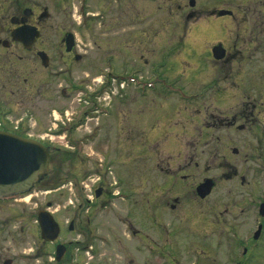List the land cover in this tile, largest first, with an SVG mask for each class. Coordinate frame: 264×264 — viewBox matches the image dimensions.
Listing matches in <instances>:
<instances>
[{
  "label": "rangeland",
  "instance_id": "374dc122",
  "mask_svg": "<svg viewBox=\"0 0 264 264\" xmlns=\"http://www.w3.org/2000/svg\"><path fill=\"white\" fill-rule=\"evenodd\" d=\"M188 2L189 0H0V15L15 12L16 6L21 4H34L39 13L46 11L49 16L40 20L41 41L55 42L66 32H71L75 35L77 52L92 63L91 68L87 70L75 68L76 81L70 82L71 87L67 88V94L61 93V88L67 85L63 76L53 78L54 91L44 90L38 102V112L35 108V116L27 123V134L37 139L38 135H45L43 130L39 129L51 126V123L46 121V111H51L57 117L59 115L66 123L68 119H75L78 115L81 116L82 111H87L86 115L83 114V126L74 134L77 139L75 153L69 157L64 153L55 156L50 173L43 177L44 180L42 178L40 183L33 185L32 190L22 198L10 197L0 200V264L6 259H11V264L47 263L46 254L37 257L35 253L41 245L36 214L39 209H44L48 202L52 204L49 211L53 212L55 220L64 225L62 240H78V244H81L88 237L92 238V250L81 252L80 245L78 248L73 247L70 251V261L89 264L231 262L228 254L233 246L231 235L221 231V222L210 217L212 214L208 207L215 204V211L221 212V218L228 217L223 213L224 194L226 184L229 183L225 180V166L228 163L243 166V175L249 185L247 196L251 212L247 214V209L240 211L241 203L237 197L236 204L231 206L229 211L232 221L234 218V221L230 222L232 225L236 223L239 219H236V216L240 215L242 221L237 230L246 229L249 233V221L253 228L256 227L259 201L264 195V178L259 177L255 171L254 159L249 155L247 158L243 157L250 151L249 144L245 151L241 150V154L234 155L230 152L236 146V135L245 136L244 140L247 141L246 130L243 133L237 131L236 134V130L227 131L224 127L204 126L202 129L204 120H208V123H211V120L199 114L195 119L201 124L198 128L202 129V136L189 141L191 143L187 150H192L191 144H194L193 147L196 145L197 156L190 166L191 169L184 170L193 174L183 182L187 184V188H191L192 184L202 178H214L217 180V186L212 197L202 202L193 201L194 199L183 200L180 209L171 213L161 206L159 201L154 203L156 199L150 201L147 196L160 195V181L169 178L154 169L148 170L154 168L155 162L158 161L152 156V151H161L162 137L167 138L165 135L175 134L177 123L192 122L191 116L182 111L186 104L184 101L190 103L192 100L191 91L196 89L198 93H203L213 86L209 81L210 76L202 74L203 61L208 55L207 47L210 48L211 42L223 40L220 29L223 22L210 25L214 22L213 18L201 19L213 8L230 9L238 16L242 5L246 4V0H194V7H190ZM190 11L196 12V18L202 17L184 28L182 24H186L185 17ZM42 42L41 45H46ZM48 49L51 56L56 54L54 48ZM16 64L19 65L17 62ZM212 71L217 77L218 71L211 69V73ZM108 73L116 75L117 78H108ZM99 81L103 84H99ZM72 84L76 88H73ZM141 91L147 94L168 92L175 95L150 94L142 97L139 95ZM181 92L189 95L182 97L179 95ZM48 96L51 97L50 100L46 99ZM6 100L8 103L0 109V116L4 122H8L5 127L13 132L16 125L13 121L16 122L21 116L30 117L32 112L17 104L14 97L8 96ZM115 108L119 110V126L112 122L116 118ZM64 112L67 113L66 116ZM10 121L13 123L9 124ZM99 122L102 130L98 134ZM192 127L189 125L184 130L185 134L195 135L192 133ZM128 128L135 131V180L132 183V197L122 191V187H127V181L124 185H119L118 180L129 178ZM69 136L64 133L62 137L54 138L52 143L46 141L45 144L67 149L65 146ZM186 139L184 137L185 141ZM100 141L101 148L98 146ZM212 145L215 151H211ZM102 147L104 151L100 154ZM169 147H173V144ZM107 154L115 159L113 165L107 168L111 172L105 176L111 182L117 181L116 190L120 192L103 209L98 202H93L89 203L86 210L82 207L86 203L85 194L87 192L90 199L94 198V194L85 190L82 182H89L93 191V181L99 175L98 170L107 171ZM222 156L227 158L223 160ZM149 157L153 159L150 160ZM69 179L73 185L72 190L66 185L69 184ZM58 186L60 189L51 192L42 190ZM177 186L182 187L180 181ZM175 188L172 190H176ZM149 201L154 203L150 209L147 206ZM166 213L169 230H172V226L176 229L175 233L169 235L163 232L164 223L160 216ZM72 217L78 222L80 220L82 226L86 225L88 234L77 236L67 233L66 222ZM87 218L90 221L86 224ZM175 219L178 222L172 225ZM209 222L216 224V229H213ZM129 223L138 232L135 236L129 230ZM227 229L229 231V227ZM144 236L146 240L143 239ZM210 246L214 256L208 250ZM166 250L170 253L168 257H164V262L159 255L163 256ZM208 254L211 255L210 258H207ZM253 264L260 263L255 260Z\"/></svg>",
  "mask_w": 264,
  "mask_h": 264
},
{
  "label": "flooded vegetation",
  "instance_id": "af4514ba",
  "mask_svg": "<svg viewBox=\"0 0 264 264\" xmlns=\"http://www.w3.org/2000/svg\"><path fill=\"white\" fill-rule=\"evenodd\" d=\"M26 9L29 11L27 14H25L24 11ZM240 10L241 13L237 16L235 15L236 13L230 9L213 8L209 13L207 12L204 15V18L201 19L213 18L214 22H210V25H216L219 21L223 22L222 27L220 28L221 34L223 33V40H213L214 42H211L212 44L210 45V48L207 47L208 55L203 61L204 66L202 68V74L210 76L209 81L213 86L208 87L203 93H198L196 89L191 91L192 100H190V103L184 101L187 105H184L182 111L184 114L191 116L192 122L187 124L182 122L177 123L175 134L165 135L167 138H164L162 135L163 140L161 151H152L151 153L152 156H155L154 158L158 159V161L155 162V166H153L154 168H149L148 170L152 171L154 169L155 171L165 174V176L169 178L160 181V186L162 187L160 195L156 194L154 196L150 194L147 196L150 197V201L151 199H156L154 203H158L159 201V204L171 213L180 209L179 207H181L183 200L192 201L194 199L193 201L198 200V202H202L209 199L212 197L217 186V180L210 177L213 181V186L205 197L200 198L195 189L207 177L192 184L191 188H187V184L183 182L193 174L189 170L191 169L190 166L193 164V160L197 156L196 145L194 148V144H191L192 150H187L191 143L189 141L190 139L193 141L195 138H200L204 126H206V128L209 126L215 128L224 127L227 131L236 130V134L237 131L238 133H243L246 130L248 132L247 141L244 140L245 136L236 135V146L232 148L230 152L234 155L241 154V150L245 151L249 144L251 147L250 151L247 154L245 153L243 157L246 156L247 158L248 155L252 157L256 164L255 171L259 177L264 178V0H246V4L242 5ZM14 11L15 12H11L10 14L1 13L0 15V109L4 108V105L8 103L6 97L9 96L10 98L14 97L15 101L17 100V104L24 106L22 108L26 109V111L32 112L30 117L21 116L16 122L13 121L14 124H16L13 133L23 137H29L30 135L29 133L27 134L26 130V128L29 127L27 123H29L30 118L35 116V108H37L38 112V102L40 101V97L43 96L44 90L54 91L55 86H53V78H58L61 75L63 76V80L65 82L67 81V85L61 88V93L67 94V88L71 87L70 82L76 81L75 68L87 70L91 68L92 63L91 61H87L85 56L80 55L77 52V44L73 33L70 49H67V44L64 39L67 33L71 32H66L63 37L61 36L58 40H55V42H48L49 44L46 43L47 40H45V42L41 41L40 20L42 18H40L39 9L34 4L31 6L22 4L17 5L16 10ZM220 11H225V13L220 15ZM195 14L196 12L194 11L187 12L185 17L186 24L181 23L184 28L189 23H196V21L202 17L199 16V18H196ZM224 20L227 22H224ZM229 24L231 27H229ZM24 26L33 27L36 29L35 31L38 32L29 48L25 47L24 43L13 38V31L23 28ZM182 36L183 34H181V37ZM40 42L46 43V45H41ZM215 46H220L218 51L219 53H222L221 57L218 59L214 58L212 53V49ZM48 47L54 48L56 53L54 56H51ZM39 52H45L47 55L45 65L42 63L43 61H41ZM16 62L19 65H17ZM211 69H216L218 71L217 77H215L213 71V74L211 73ZM108 78L113 79L117 78V76L108 73ZM101 83L103 84V82ZM108 83L109 82L107 81L106 84ZM59 86L62 85L59 84ZM72 87L76 88L73 84ZM140 93L141 94L139 95L142 97H146L150 94L175 95L168 92L147 94V92L141 91ZM92 95L93 94H90V96ZM179 95L183 97V95L189 94L181 92ZM46 99L50 100L51 97L48 96ZM118 111L117 108L114 109L116 118L112 121L115 122L114 124L117 126H119L120 120L118 118ZM50 112L46 111L45 116L47 123H51V126L39 129L40 131L43 130L42 132L45 134L42 136L43 140H41V142L44 144L46 141L52 143L54 138H60L64 133L69 134L70 139L67 140V145L65 146L67 149L60 148V146L45 144L52 151L50 153L49 173L51 170L50 166L54 164L53 161L56 158L55 156L64 153L65 156L69 157L75 153L74 149L75 146H77V139L74 134L78 131L77 129H80V127L83 126V114L86 115L87 111H82L81 116L78 115L75 119H68L67 123L60 119L59 115L57 117L54 113ZM61 114H63V112ZM66 114L67 113L64 112V116H66ZM199 114L203 117H208V119L211 120V123H208V120H204V123L201 125L199 121L195 119V117L198 118V116H200ZM51 119L53 121H51ZM0 122L2 125H8V122L6 123L2 120V116H0ZM13 122L10 121L9 124ZM189 125L193 126L192 133L195 135L185 134L184 130H186ZM198 125H201L202 129H199ZM97 126L99 134L100 130H102L100 122ZM128 133L130 143L128 161H130V164L127 171H129V178L127 177L126 180L124 177L125 179L120 178L118 180L119 185H124V182L127 181V187H122L124 190L121 189L124 191V194L132 197L134 194V186L132 183H134L135 180V131L134 129L128 128ZM183 136L187 138L186 141ZM64 137L67 136L64 135ZM184 142L186 144H184ZM196 142L198 143L199 141ZM172 144L173 147H169ZM101 145L102 142L100 141L98 146L101 148ZM169 148H171V150H168ZM210 148L211 151H215L213 145ZM98 150L100 149L98 148ZM103 151L104 147H102L100 154ZM225 156H222L223 160H225L224 158H227ZM105 157L107 158V171L101 172V170H98L99 175L96 180L93 181V183H95L93 191L90 189L91 184L89 182L86 180L82 182L83 188L94 194V198L90 199V195L86 192V198H84L86 203L82 206L85 207L86 210L89 208V203L93 202H98V205L103 209L106 207L107 203L114 200L120 192L119 190H116L117 186L115 184H117V181H113V183L105 176L106 173L111 172L108 169L113 165L115 158H112V156L110 157L109 154ZM149 159L151 160L153 157H149ZM150 164L151 163L149 162V165ZM185 169H189V172H184ZM225 171V180L229 183L226 184L223 213L227 214L228 217L222 219L220 216L221 212L215 211V204L210 205L208 208L210 214H212L210 217L213 219L217 218V221L221 222L219 223L221 224V231L229 232L231 235L230 238L233 241V246L230 247L231 249L228 253L231 261L229 264H253V261L255 260L259 261L260 264H264V212H262V214L260 213L261 204H264V195L261 194L263 199H260L259 201V217H257L255 222L256 227L253 228L251 221H249V233L246 229H243V231L237 230L242 218L240 215H237L236 219H239L232 225L230 222L232 221L230 218L231 212L229 211H231V206L236 204V199L238 197L241 203L240 211L243 212L247 209V214L249 211L251 212L249 196H247L249 185L246 181V177L243 175V166L228 163V165L225 166ZM68 177L70 179L73 178L72 176ZM147 178H145L146 182ZM70 179L68 180L69 184L66 183V185L69 187V190H72L73 185L71 184ZM234 180L238 182H232ZM178 181L181 182L182 187L177 186ZM174 187H176V190H172ZM58 188L60 189L58 186L53 188H43L42 190H49L51 192ZM242 191H245V193ZM23 196H25V193L0 198V200H7L10 197L22 198ZM150 201L147 205L149 209L154 205V203H150ZM45 206L44 209L38 210L36 218L40 211H47L53 216V212L49 211L52 204L48 202ZM160 216L164 223L162 226L163 232L166 235L175 233L176 229L173 226L172 230H169L167 213L165 215L161 214ZM89 221L90 220L87 218L86 224ZM177 222L178 220L175 219L172 222V225L177 224ZM66 223V231L68 234H74L77 236L88 234L89 229H87L86 225L82 226L80 220L78 222L76 218L72 217ZM37 225L39 226L38 222ZM209 225L213 229H216V224L209 222ZM57 226H59V234L53 241H46L44 238L42 239L40 235V227H38L41 245L38 246L39 249H36L35 256L43 257L44 254H46L48 256L46 264H89L76 260L70 261V251L73 247L78 248V245L81 247V252H88V249L92 250V244L90 243L92 238L88 237L87 240L81 244H78V240H62V235H64V229L62 226L64 225L58 223ZM128 227L134 236L138 233L130 223L128 224ZM228 227L229 231L227 229ZM244 227L245 226H243V228ZM161 231L162 230L160 229V234L162 236ZM211 233L214 234V231ZM143 239H145V236ZM146 242L152 244L150 241ZM164 244H166V240H164ZM132 249L135 251L134 247ZM208 250L211 251V254L214 256L213 248L211 246ZM169 253L170 252L166 250L164 251L163 256L158 254L161 261L166 260L164 257H168ZM58 254H61L60 259H57L56 257ZM210 256L211 255L208 254L207 258H210ZM6 261H9L11 264V259L3 260V264H5Z\"/></svg>",
  "mask_w": 264,
  "mask_h": 264
},
{
  "label": "water",
  "instance_id": "95a60500",
  "mask_svg": "<svg viewBox=\"0 0 264 264\" xmlns=\"http://www.w3.org/2000/svg\"><path fill=\"white\" fill-rule=\"evenodd\" d=\"M189 6L193 7L196 2L189 0ZM25 14L29 11L24 10ZM220 11L219 14H224ZM46 11L40 13V18H47ZM36 29L30 26H24L13 31V38L24 43L29 48L37 36ZM67 49H70L72 34L68 33L65 37ZM220 46L212 49L214 58H220L222 53L218 51ZM42 63L45 65L47 55L45 52H39ZM49 171V151L43 144L35 140L27 139L11 133L0 130V197L14 194H21L29 191L40 178L46 176ZM213 181L205 178L196 187V193L200 198L205 197L211 190ZM264 212V204H261L260 213ZM37 222L40 227L41 238L46 241H53L59 234V226L53 216L47 211H40L37 215ZM62 248V247H61ZM63 249V248H62ZM61 254L56 257L60 259ZM5 264H10L6 261Z\"/></svg>",
  "mask_w": 264,
  "mask_h": 264
},
{
  "label": "trees",
  "instance_id": "16d2710c",
  "mask_svg": "<svg viewBox=\"0 0 264 264\" xmlns=\"http://www.w3.org/2000/svg\"><path fill=\"white\" fill-rule=\"evenodd\" d=\"M45 177H46V176H45ZM45 177H44V178H45ZM44 178H43V180H44Z\"/></svg>",
  "mask_w": 264,
  "mask_h": 264
}]
</instances>
